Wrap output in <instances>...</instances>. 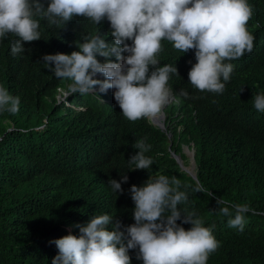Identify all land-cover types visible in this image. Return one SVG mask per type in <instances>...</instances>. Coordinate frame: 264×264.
I'll list each match as a JSON object with an SVG mask.
<instances>
[{
    "label": "trees",
    "instance_id": "trees-1",
    "mask_svg": "<svg viewBox=\"0 0 264 264\" xmlns=\"http://www.w3.org/2000/svg\"><path fill=\"white\" fill-rule=\"evenodd\" d=\"M248 3L253 51L230 61V81L222 94H214L213 103L192 101L191 108L179 109L176 126L168 128L171 151L193 143L198 183L171 157L167 135L147 119L127 120L114 96L110 101L107 93L96 91L57 99L70 82L55 78L42 57L79 51L87 33L71 22L60 29L52 25L50 32L42 20L41 40L24 43V53L15 56L11 46L18 37L0 38V85L20 98L17 113L0 111V264H52L58 254L52 241L79 237L76 225L86 226L96 215L114 217L109 231L116 220L134 224L130 188L144 186L149 173L156 172L181 180L180 190L189 200L178 209L194 211L205 227L215 225L213 235L221 246L207 264H264V113L252 101L264 94V0ZM191 51L181 52V58L191 57ZM171 87L183 89V83L171 81ZM141 139L151 145L145 153L153 159L149 172L130 171L128 160L138 152L133 145ZM118 171L117 179L128 177L122 194L105 178ZM197 184L212 196L194 192ZM218 198L250 207L243 232L228 226L234 210L232 217L219 214ZM137 254L138 249L130 250L131 264H143Z\"/></svg>",
    "mask_w": 264,
    "mask_h": 264
},
{
    "label": "clouds",
    "instance_id": "clouds-1",
    "mask_svg": "<svg viewBox=\"0 0 264 264\" xmlns=\"http://www.w3.org/2000/svg\"><path fill=\"white\" fill-rule=\"evenodd\" d=\"M252 15L248 0H0V38L9 33L18 37L11 46L15 56L24 53V43L41 40L42 20L50 32L52 25L63 28L73 23L76 31L89 37L70 55L43 56L48 70L70 82L69 94L107 93L127 120L147 119L167 135L171 157L189 173L192 163L195 171L194 145L181 143L179 153L171 151L168 128L176 126L180 108H191L195 100L213 103L214 94L223 93L233 72L230 61L254 49L255 37L247 28ZM189 50L191 57L182 59L181 52ZM171 81L183 83V89H173ZM252 101L264 113V94ZM19 105L20 98L0 85V111L15 114ZM133 147L138 152L128 160L130 171L149 172L153 159L145 153L151 145L141 139ZM120 174L108 173L105 178L115 193L122 194L121 184L128 177L117 179ZM161 174L149 173L144 186L130 188L134 224L123 226L116 220L109 231L114 217L96 215L86 226L76 225L79 237L69 234L52 241L58 249L52 264H131L129 252L136 249L143 264H207L221 246L213 235L215 225L205 227L194 211L178 209L189 196L180 190V179ZM193 191L212 196L203 184ZM217 204L222 216L232 217L230 209L234 210L228 226L243 232L250 207L229 205L223 198ZM177 221L191 228L185 230Z\"/></svg>",
    "mask_w": 264,
    "mask_h": 264
},
{
    "label": "rangeland",
    "instance_id": "rangeland-1",
    "mask_svg": "<svg viewBox=\"0 0 264 264\" xmlns=\"http://www.w3.org/2000/svg\"><path fill=\"white\" fill-rule=\"evenodd\" d=\"M97 76H99V75H97ZM108 91V93H111L112 92V89H109V90H107ZM59 93L61 94V98L59 97V96H57V99L59 100H64L65 99V97H67L68 95H69V92L66 90V89H59ZM78 110H80V108L78 109ZM185 149V151H187V148L185 147L184 148ZM182 152V151H181ZM188 154H190V152L188 153ZM189 167H191V166H189ZM181 171L182 172H187V171H185L184 169H182L181 168ZM187 175H189L190 176V174L187 172ZM69 231H70V229H69Z\"/></svg>",
    "mask_w": 264,
    "mask_h": 264
},
{
    "label": "water",
    "instance_id": "water-1",
    "mask_svg": "<svg viewBox=\"0 0 264 264\" xmlns=\"http://www.w3.org/2000/svg\"><path fill=\"white\" fill-rule=\"evenodd\" d=\"M190 175L193 177L194 180H197L196 178V174H195V171H194V167H193V163L190 167V171H189Z\"/></svg>",
    "mask_w": 264,
    "mask_h": 264
}]
</instances>
